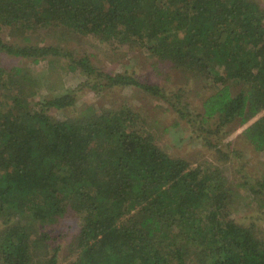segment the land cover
I'll use <instances>...</instances> for the list:
<instances>
[{
	"label": "trees",
	"instance_id": "1",
	"mask_svg": "<svg viewBox=\"0 0 264 264\" xmlns=\"http://www.w3.org/2000/svg\"><path fill=\"white\" fill-rule=\"evenodd\" d=\"M0 30L138 47L215 88L201 113L182 101V88L170 92L132 73L102 71L59 39L18 44L0 37V53L46 61L48 74L79 72L80 85L98 94L139 90L210 147L224 140L228 124H246L243 137L264 153V5L255 0H0ZM34 83L0 57L1 264H30L39 235L28 224L45 228L68 215L79 223L71 264H264V241L231 214L237 187L264 209V176L232 184L222 164L206 159L191 167L158 146L143 114L127 103L53 118L48 111L74 106L75 96L36 99ZM58 249L45 264H57Z\"/></svg>",
	"mask_w": 264,
	"mask_h": 264
},
{
	"label": "rangeland",
	"instance_id": "2",
	"mask_svg": "<svg viewBox=\"0 0 264 264\" xmlns=\"http://www.w3.org/2000/svg\"><path fill=\"white\" fill-rule=\"evenodd\" d=\"M255 1L264 5V0ZM0 37L18 44L47 42L54 44L55 39H59L58 42L62 47L76 55L88 56L102 71L111 74L132 73L141 80L157 83L170 92L182 88V101L188 103L194 115L202 112L203 98L215 89L206 82L196 80L186 70L173 67L170 62L163 63L148 57L144 51L135 46H123L119 50H113L110 44L99 42L90 36H61L59 33L52 35L44 30L34 31L28 35L5 33L0 30ZM0 57L6 65H19L32 74L35 81L32 91L35 92L36 99L58 96L66 92L75 96L74 106L66 109H50L48 114L53 118L63 115L75 116L90 107H94L99 112L105 108H114L127 103L134 111L138 110L143 114L146 119V131L153 136L158 146L172 156L186 159L191 167L206 159L214 161L215 164H222L225 175L232 184L244 179L245 175L253 179L264 176V153L256 151L243 137L242 131L246 124L241 125L237 121L228 124L222 132L224 140H221L217 146L210 147L196 135L190 124L180 119L172 109H167L165 104L158 106L159 102L156 99L143 95L135 88H105L98 94L89 86L80 85L85 77L79 72L59 71L48 74L46 61H40L35 65L29 60L18 62V59L2 52ZM93 81L95 78L89 77L88 82L93 84ZM212 138L215 141V136ZM230 150L239 151L240 157H236ZM218 151H225L227 157H222ZM239 168L241 173L238 172ZM237 194L231 209L232 216L241 225H253L257 236L264 241V209L258 206L257 201L252 200L245 189L237 187ZM5 219L0 214V228L3 227ZM38 225L36 222L28 224L29 229L35 235H39L38 241L31 243L30 264H45L56 246L59 247L57 264H71L77 256V251L71 250L69 244L72 236L74 237L78 232L77 216H65L45 228ZM43 232L46 235L40 238Z\"/></svg>",
	"mask_w": 264,
	"mask_h": 264
}]
</instances>
